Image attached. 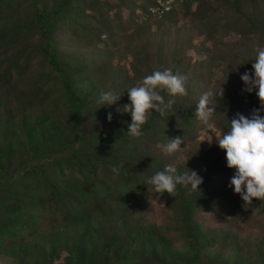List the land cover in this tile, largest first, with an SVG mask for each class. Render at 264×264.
<instances>
[{"label": "trees", "instance_id": "1", "mask_svg": "<svg viewBox=\"0 0 264 264\" xmlns=\"http://www.w3.org/2000/svg\"><path fill=\"white\" fill-rule=\"evenodd\" d=\"M12 1L0 0V19L4 15L9 19V23L0 24V232L16 242L5 247L20 261L13 262L215 264L213 248L224 245L231 229L204 228L194 215L196 211H218L234 196L222 191L223 183L230 180L235 169L227 167L225 152L217 146L204 152H189L184 163L189 165L192 159L204 168L202 172L195 166L192 169L203 178L201 191L190 192L189 187L178 185L175 197L165 193L162 197L172 204L169 221L156 226L139 220L136 214L134 218L129 215L130 211L140 210L145 185L152 188L148 179L171 164L168 157L157 152V145L175 137H183L184 142L191 139L194 131L191 123L196 119L200 98L193 102L187 96L172 99L175 103L165 116L153 110L142 126V135L130 137L127 133L130 114L112 113L109 122L106 113L100 112L103 106L97 102L101 93L98 85L102 86L106 80L99 69L117 56L112 53L118 48L110 30L119 22V15L114 13L110 17L108 7L112 2L83 0V7L89 12L80 16L71 8L75 0H53L52 5L43 0H28L24 16L8 17L2 10ZM141 1L140 17L161 21L179 10L187 14L193 2L197 1L200 7L206 0H177L171 10L159 16L147 10L153 0ZM209 15L210 12L203 11L200 16ZM66 23L69 25L64 27ZM137 25L135 29L142 26ZM64 32L69 33V40L62 37ZM142 35L148 38L138 32L140 46L144 43ZM76 37L86 41L85 44H76ZM106 42L111 52L105 50L97 60L87 61L88 56L83 53L67 50L89 46L93 56L96 52L93 47ZM137 61L131 65L134 67ZM113 67L124 69L121 65L119 69ZM22 76H26L22 89H16V96L15 92L10 95L14 78ZM244 87L237 85L224 90L214 114L221 130L229 129L236 113L250 117L253 109L260 108L255 90L247 93ZM162 95L165 102L171 98L167 93ZM127 99L122 98L121 107ZM11 111L18 113L16 119ZM260 115L264 116V110ZM92 121L98 124L86 128ZM15 122L19 133L14 128ZM34 132H38L35 140ZM121 162L119 173L112 172ZM172 165L178 173L184 172L181 164ZM38 211L59 216L57 229L60 228L61 236L48 237L46 242L40 240L46 252L39 250L41 243L33 244L34 240L18 243L23 241L24 231L30 232L36 226ZM94 214L97 220L90 225L89 218ZM168 229L175 230L177 246L171 244L172 238L165 237ZM28 243L34 253L31 249L25 252ZM28 254L33 256L31 262H27Z\"/></svg>", "mask_w": 264, "mask_h": 264}, {"label": "rangeland", "instance_id": "2", "mask_svg": "<svg viewBox=\"0 0 264 264\" xmlns=\"http://www.w3.org/2000/svg\"><path fill=\"white\" fill-rule=\"evenodd\" d=\"M43 1L48 5L54 3L53 0ZM110 1L112 2L111 6L108 7L110 17L114 13L119 15V22L110 30L111 35L113 34L117 41L115 48L118 49L112 52L117 55L113 58L114 60L100 67L99 71L103 77H106V80L102 86L98 85V89H100L99 92H102L110 88L111 92L122 94V96L117 104L111 107L103 106L100 109L101 114L104 112L108 115L110 112L116 116L121 113L117 112L116 109L122 108L121 100L124 96L128 98L127 90L157 70L170 69L174 75L185 76L187 78V97L192 102L196 98H200L210 88L218 89L221 86L223 90H228L232 86L244 85L240 79L241 75L245 72L252 73V65L248 62L255 60L257 47H264V0H206L204 5L200 7L195 1L190 5L187 14H183L179 10L172 16L168 15L160 19L161 21L140 17L139 5L142 4L141 0ZM27 2L28 0H13L1 8L4 7L2 11L8 17L9 14L12 17L24 16ZM82 3L83 0H75L71 8L80 16H85L89 11L83 7ZM21 5L24 9L20 7ZM203 11L210 12V15L201 18L200 15ZM8 20L4 15L0 19V24H6ZM137 23L142 25L139 29H135L136 26H139ZM68 25L66 23L64 27ZM140 31L148 36L145 38L142 35L144 43L141 46L137 40V34ZM68 34V32H64L62 37L69 40ZM75 41L76 44H85L86 42L80 37H76ZM147 43L149 45H145ZM152 43H158V45L153 46ZM62 46L67 47L66 44ZM90 49L89 46L67 48L68 52H80V54L83 53L88 56L87 61L97 60L99 54L102 56L105 50L111 52L107 42L105 45L93 47L96 50L93 56L89 53ZM137 59L139 61L133 67L131 63ZM120 65L124 68L120 71L113 67L118 68ZM113 76L116 77L113 78ZM25 79L26 76L14 78L13 91L10 90V95H14L15 92L16 96V89H22ZM179 97H171L170 99ZM128 103L129 100L127 99L126 104ZM10 107L11 109L14 108L13 102H11ZM11 112V115L16 119L18 113ZM97 124L92 121L86 128L90 129ZM210 124L211 127H206L197 118L194 119L191 123L194 127L193 134L190 136L191 139L185 140L181 151L168 156L158 147L157 152L160 151L162 156L168 157L171 164H181L184 172L188 169L192 170L193 166L197 167L200 172L204 171V168L199 167L195 160L190 159L189 163L191 164L189 165H185L184 161L190 151L204 152L214 145L219 148L215 135L226 131L221 130L216 124L214 116ZM13 125L19 133L17 122ZM37 133L34 132V140L37 139ZM210 137H212L211 143L205 140ZM139 143L142 144L143 141L141 140ZM197 173L199 174V172ZM232 176L230 175L229 179ZM229 181H225L226 185L223 183L222 191H227L234 196L225 205L220 206L218 211L211 209L196 211L194 217L204 228L227 226L231 229L227 235L228 238L223 242L224 245L213 248V254L217 257L215 264H264V208H261V205L264 206V200L259 203L260 200L257 201L254 198L251 205L244 204L240 196L235 194L229 186ZM144 188V194L140 199V210L136 213L130 211L129 215L134 218L136 214L139 220L154 223L156 226L163 225L164 222L169 221V217L172 215V204L168 203L162 196L157 200L156 194H153V190L149 186L145 185ZM239 204L240 209L238 210ZM214 206L218 207V205ZM38 215L40 218L34 224L36 226L30 229V232L24 231V239L18 243L34 240L33 244L41 243L38 246L39 250L46 252L42 242H46L48 237L49 239L53 238L54 235V238L61 236L59 234L60 228L57 229L59 216L54 217L47 211H38ZM89 219L88 222L93 225L97 220V215L94 214ZM164 233L166 238H172L170 240L172 245H178L174 229H168ZM41 239L42 242H40ZM13 243L16 242L11 240V236L0 232V264H16L13 261L20 262L18 258L15 260L12 252L5 248L7 245L11 247L10 245ZM28 244L25 252L31 249L34 253L33 246L31 243ZM27 260V262H31L33 256L28 254Z\"/></svg>", "mask_w": 264, "mask_h": 264}, {"label": "clouds", "instance_id": "3", "mask_svg": "<svg viewBox=\"0 0 264 264\" xmlns=\"http://www.w3.org/2000/svg\"><path fill=\"white\" fill-rule=\"evenodd\" d=\"M172 8L173 5L169 10ZM255 51L252 73L245 72L240 79L245 85L243 91L252 93L255 90L260 108L253 109L250 117L236 113L230 120L229 129L215 135L219 148L225 152L227 167L235 169L229 186L240 196L244 204L249 205L254 198L264 200V116L260 115V111L264 110V47H257ZM186 82L185 76L174 75L170 69H166L154 71L136 86L130 87L127 90L129 103L116 109L117 112L128 113L131 116V123L127 126L128 135L139 138L142 135V126L149 121L153 110L162 117L166 115L175 101L170 99L165 102L162 93H167L170 97L187 96ZM121 96L122 94H114L111 91H102L97 102L101 106L111 107L117 104ZM223 97L224 90L221 86L218 89L210 88L200 96L195 115L202 125L211 127L210 121ZM107 119L109 122L112 119L110 112ZM205 140L211 143L212 137ZM183 143V137H175L157 147L161 148L164 154L172 156L181 151ZM120 167H123V162L118 167L114 166L112 172L118 174ZM202 183L203 178L196 171L188 169L186 172L178 173L172 164L166 165L162 171H157L147 181V184L152 186L157 200L165 193L175 197L178 185L189 187L190 192H200L199 186Z\"/></svg>", "mask_w": 264, "mask_h": 264}, {"label": "built area", "instance_id": "4", "mask_svg": "<svg viewBox=\"0 0 264 264\" xmlns=\"http://www.w3.org/2000/svg\"><path fill=\"white\" fill-rule=\"evenodd\" d=\"M176 0H154L147 8L151 14L160 15L169 10Z\"/></svg>", "mask_w": 264, "mask_h": 264}]
</instances>
